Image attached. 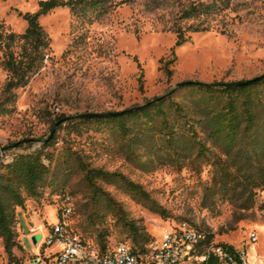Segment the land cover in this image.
<instances>
[{
  "label": "rangeland",
  "instance_id": "obj_1",
  "mask_svg": "<svg viewBox=\"0 0 264 264\" xmlns=\"http://www.w3.org/2000/svg\"><path fill=\"white\" fill-rule=\"evenodd\" d=\"M42 1L50 0H0L6 32L23 35L28 28L23 16L36 13ZM107 1L113 5L110 10L90 14L89 20L74 19L68 8L40 18L51 39V52L43 68L25 87L14 90V100L0 113V157L11 160L47 145L46 154L54 156L52 175L40 198H29L17 209L19 247L13 256L27 264L39 253L33 238L46 239L60 221L90 245L105 233L108 247L131 246L128 230L107 203L110 197L128 221L145 230L148 245L187 224L216 243L246 251L249 264H264V188L249 197L251 185L245 178L249 165L231 167L232 191H223V172L213 164L215 157L197 161L192 152L178 163L160 155L155 142L153 149L137 146L139 157L130 158L109 131L76 132L65 121L135 109L186 82L238 84L264 76V0H230V9L214 18L210 31L191 34L182 47H176L173 32L178 12L173 1L133 0L118 7L123 0ZM3 56L0 51V103L6 99L10 78L1 65ZM193 98L181 91L177 101L191 108ZM186 120L191 130L194 122ZM214 154L233 163L234 155ZM77 155L92 169L123 175L141 186L165 215L134 199L119 179L100 180L97 188L90 187L74 162ZM33 229L39 231L35 236ZM253 234L256 243L251 242ZM11 262L0 238V264Z\"/></svg>",
  "mask_w": 264,
  "mask_h": 264
},
{
  "label": "trees",
  "instance_id": "obj_2",
  "mask_svg": "<svg viewBox=\"0 0 264 264\" xmlns=\"http://www.w3.org/2000/svg\"><path fill=\"white\" fill-rule=\"evenodd\" d=\"M133 0H123L117 7ZM177 7L173 32L177 35L176 47H182L191 40V34L212 29L211 22L230 9V0H171ZM113 5L107 0H50L42 1L34 14L23 16L28 28L23 35L7 33L0 21V51L3 52L1 65L9 72L10 78L4 90L5 101L0 103V113L14 100V90L25 87L32 74L44 66L51 52V39L40 24V18L59 8H68L77 20H89L90 14H106ZM115 6V5H114ZM173 54L175 52L173 51ZM186 91L194 98L189 108L177 101L178 93ZM139 109V110H136ZM193 120L192 129L187 130V120ZM62 118L58 119V124ZM57 124V125H58ZM72 131H109L113 140L124 149L130 158H138L135 148L148 144L153 149L159 142V154L167 159L180 162L196 152L195 160L210 162L215 157V166L220 168L223 191H232L230 186L235 175L229 173L237 164L249 165L245 173L249 197L254 190L264 188V78L251 85L240 87L236 84H203L178 86L168 96L147 102L133 112L120 117L102 119L69 120ZM45 146L33 153L17 155L9 161L0 160V238L12 264H22L13 256L17 242V209L24 208L27 199L40 198L52 175L54 156L46 154ZM221 152L232 156L233 163L214 154ZM253 154V155H251ZM90 187L97 188L98 181L119 179L122 187L132 197L146 204L151 211L165 215V211L154 203L143 188L129 181L123 175H110L102 169H92L80 156L74 161ZM257 163V166L253 165ZM48 163V164H47ZM148 164V163H147ZM145 164L144 166H147ZM255 169V170H254ZM107 196V195H105ZM109 207L115 211L120 222L132 239V250L137 254L148 251L149 237L142 227L128 221L127 214L107 197ZM207 235L212 242V236ZM107 235L98 234L94 246L105 252ZM227 245V244H222Z\"/></svg>",
  "mask_w": 264,
  "mask_h": 264
},
{
  "label": "built area",
  "instance_id": "obj_3",
  "mask_svg": "<svg viewBox=\"0 0 264 264\" xmlns=\"http://www.w3.org/2000/svg\"><path fill=\"white\" fill-rule=\"evenodd\" d=\"M0 160L9 161L3 157ZM38 232L33 229L31 235ZM257 241V235L253 234L251 242ZM37 245L39 253L27 264H249L246 251L210 242L205 232L187 224L164 232L158 244L149 245L148 251L140 255L124 243L102 252L69 231L61 221ZM57 246L59 250L54 249Z\"/></svg>",
  "mask_w": 264,
  "mask_h": 264
},
{
  "label": "water",
  "instance_id": "obj_4",
  "mask_svg": "<svg viewBox=\"0 0 264 264\" xmlns=\"http://www.w3.org/2000/svg\"><path fill=\"white\" fill-rule=\"evenodd\" d=\"M264 78V76L258 77L256 79H253L251 81L248 82H244V83H238L236 84V86H240V87H244V86H248L251 85L255 82H258L259 80H262ZM192 84H196L195 82H186V83H182L179 85V87L185 86V85H192ZM139 110V109H136ZM134 109L131 110H126V111H122V112H114V113H104V114H85V115H80L78 117H75V119L81 120V119H102V118H108V117H120V116H124L128 113L133 112ZM72 119H66L65 121H69ZM33 242L35 245L38 244V238L34 237L33 238Z\"/></svg>",
  "mask_w": 264,
  "mask_h": 264
}]
</instances>
